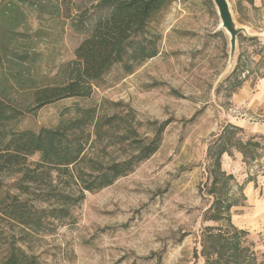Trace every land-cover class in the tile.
Listing matches in <instances>:
<instances>
[{"label":"rangeland","instance_id":"obj_1","mask_svg":"<svg viewBox=\"0 0 264 264\" xmlns=\"http://www.w3.org/2000/svg\"><path fill=\"white\" fill-rule=\"evenodd\" d=\"M122 1L0 0V97L22 112L19 131L55 129L82 115L76 107L95 108L102 117L131 112L140 139L154 136L153 124L168 123L149 161L104 190L87 193L72 210L74 224L35 236L30 245L41 264H205L201 237L206 227L219 225L206 221L216 194L240 201L250 169L262 171L264 136L231 126L241 125L243 115L248 122L252 113L246 99L239 103L240 95L257 94L264 82V0H227L236 25L256 37H238L233 68L215 3L176 0L151 27L157 57L131 75L115 67L90 98L37 106L34 93L71 80L75 50ZM93 139L88 157L96 163L126 159L128 144L117 132ZM224 149L236 161L234 180H220L218 154ZM13 179L0 173L6 185ZM225 181L231 190L223 193ZM223 233L243 250L231 253V261L264 264L247 235L237 239L227 228Z\"/></svg>","mask_w":264,"mask_h":264},{"label":"trees","instance_id":"obj_2","mask_svg":"<svg viewBox=\"0 0 264 264\" xmlns=\"http://www.w3.org/2000/svg\"><path fill=\"white\" fill-rule=\"evenodd\" d=\"M175 2L117 3L109 18L100 22L75 50L71 80L36 91V105L42 108L61 100L90 98L115 67L121 66L131 75L137 67L157 57L159 43L151 27L160 22L163 12ZM3 65L0 53V69ZM76 111L82 114L79 118L55 129L19 131L22 112L0 97V173L14 177L9 185L0 181V264H41L37 253L32 251L31 240L74 224L72 210L86 199V194L104 190L149 161L160 149L168 125L155 123L154 136L140 139L137 127L140 124L131 112L102 117L95 108L76 107ZM113 131L128 144L126 159L108 165L96 163L88 157L94 147L93 136L97 139ZM224 152L225 149L219 152L218 162ZM35 156H39L38 162L29 161ZM222 176L219 179L224 181L226 176ZM219 179H214L213 186L217 187ZM230 207L226 201L216 199L206 213V220H225L224 214ZM218 230L207 227L203 231V251L207 250L205 243L210 235Z\"/></svg>","mask_w":264,"mask_h":264},{"label":"crops","instance_id":"obj_3","mask_svg":"<svg viewBox=\"0 0 264 264\" xmlns=\"http://www.w3.org/2000/svg\"><path fill=\"white\" fill-rule=\"evenodd\" d=\"M243 93V95H240L239 103L242 102V98H244L243 101H245L246 99L250 106L247 109H249L252 113L250 112L251 115L248 116L249 118H246L248 119V122L246 120H243L245 117H247L243 115V117H241L243 123L238 126L231 124V127L232 129L235 128L241 130L242 132H244V129H246L253 136H264V82L259 86L257 94L251 95L249 91H244ZM251 120L253 122L252 124L250 123ZM256 120L260 121L256 122ZM222 155L221 171H223V174L229 175L231 179L234 180L235 177L233 176V170L235 169L236 161L229 156L230 151H228L227 149H225V152ZM243 158L244 156L241 155L240 159ZM262 163L263 166L260 167V169H262V173H255V171L251 168V172L246 176L247 180L243 181L242 188L240 189V201L235 198L232 199V196H230L229 194H216V196H218L217 199L226 201L227 205L231 207L227 214H224L225 220L219 222L206 220L207 222H215L219 224L218 226L213 227H218V229L220 230L213 232V234L210 235V239H208V241L205 243V247L207 248V250L205 251H203L204 248L202 247L203 244L201 237V254L206 258L205 264H236V261L235 263L231 261V253L243 252L241 247H239V240H237V243L235 245L234 238L229 237V235L227 234L224 235V228L234 231V235L237 239H239V237H244L245 235H247L250 238L251 242L254 243L253 250L257 253L261 252L262 254H264V161L261 162V164ZM232 167H234V169H232ZM224 186L225 187H221L222 189H220L223 193L227 192L228 189L229 191L231 190V186L228 183L224 184ZM229 198H231V203L229 201ZM260 237H262V241H260ZM233 242L234 244L232 246ZM223 244L225 245V247ZM194 255L196 257L198 256L197 251Z\"/></svg>","mask_w":264,"mask_h":264},{"label":"water","instance_id":"obj_4","mask_svg":"<svg viewBox=\"0 0 264 264\" xmlns=\"http://www.w3.org/2000/svg\"><path fill=\"white\" fill-rule=\"evenodd\" d=\"M217 8L219 18H221L222 29L229 35V48H230V68H233V61L237 53L238 37L241 34L246 35L249 38H254L246 29L236 25L234 18L232 17L230 5L227 0H212Z\"/></svg>","mask_w":264,"mask_h":264}]
</instances>
